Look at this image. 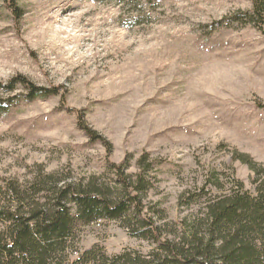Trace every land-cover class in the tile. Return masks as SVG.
I'll use <instances>...</instances> for the list:
<instances>
[{
  "label": "rangeland",
  "instance_id": "1",
  "mask_svg": "<svg viewBox=\"0 0 264 264\" xmlns=\"http://www.w3.org/2000/svg\"><path fill=\"white\" fill-rule=\"evenodd\" d=\"M252 10L251 0H0V82L23 75L57 89L34 99L24 83L0 89L13 100L0 116V186L40 170L112 179L109 162L128 159L136 173L147 154L144 203L169 221L198 210L178 204L186 190L211 182L218 193L214 172L255 193L263 169L238 159L264 168V34ZM95 244L110 255L154 247L115 220L82 228V250Z\"/></svg>",
  "mask_w": 264,
  "mask_h": 264
},
{
  "label": "trees",
  "instance_id": "2",
  "mask_svg": "<svg viewBox=\"0 0 264 264\" xmlns=\"http://www.w3.org/2000/svg\"><path fill=\"white\" fill-rule=\"evenodd\" d=\"M251 1L249 22L264 34V0ZM17 83L26 84L28 92L22 96L28 99L57 90L37 86L23 75L0 82V89L11 91ZM12 102L0 98V116L9 112ZM79 126L91 139L109 145L82 115ZM238 159L254 173L264 172L248 156ZM109 165L112 179L92 175L73 181L60 172L40 170L26 183L5 180L0 186V264H264V180H253V193L233 172L228 186L214 172L212 185L218 193L208 187L211 182L183 192L178 204L196 205L198 210L177 223L167 219L164 209H147L144 203L152 188L153 166L147 154L137 161L136 173H128V159ZM100 220L118 221L130 236L151 241L153 249L110 255L95 244L82 250V228Z\"/></svg>",
  "mask_w": 264,
  "mask_h": 264
}]
</instances>
